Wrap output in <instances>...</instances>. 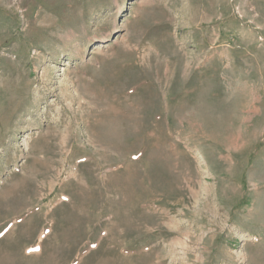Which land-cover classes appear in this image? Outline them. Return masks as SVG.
Segmentation results:
<instances>
[{
    "label": "rangeland",
    "instance_id": "374dc122",
    "mask_svg": "<svg viewBox=\"0 0 264 264\" xmlns=\"http://www.w3.org/2000/svg\"><path fill=\"white\" fill-rule=\"evenodd\" d=\"M0 264H264V0H0Z\"/></svg>",
    "mask_w": 264,
    "mask_h": 264
}]
</instances>
